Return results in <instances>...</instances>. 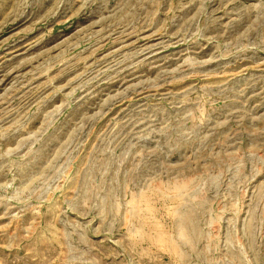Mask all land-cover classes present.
<instances>
[{"label": "rangeland", "instance_id": "1", "mask_svg": "<svg viewBox=\"0 0 264 264\" xmlns=\"http://www.w3.org/2000/svg\"><path fill=\"white\" fill-rule=\"evenodd\" d=\"M0 264H264V0H0Z\"/></svg>", "mask_w": 264, "mask_h": 264}]
</instances>
